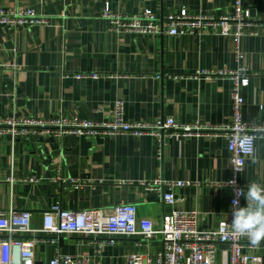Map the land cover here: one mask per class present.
I'll return each instance as SVG.
<instances>
[{"label": "crops", "instance_id": "obj_1", "mask_svg": "<svg viewBox=\"0 0 264 264\" xmlns=\"http://www.w3.org/2000/svg\"><path fill=\"white\" fill-rule=\"evenodd\" d=\"M244 5L254 18L247 31L255 34L241 39L244 55L238 62L232 36L117 33L102 17L106 6L129 16L146 9L160 17L182 9L228 15L234 0H0V9H31L48 19L32 26L0 23V115L103 121L113 117L114 102L123 99L129 121L172 117L221 126L233 119L232 80L199 73L243 67L250 75L242 88L244 117L264 120V0H244ZM82 73L99 77H76ZM229 160L222 137L66 134L13 142L0 135V211H30L39 228L56 204L108 212L133 204L158 228L165 215L179 209L196 210L199 229L210 230L230 215L232 192L224 187L232 177ZM157 177L192 184L175 189L173 206L161 192L141 184ZM238 179L264 185V135ZM44 239L35 247L33 264H49L59 253L88 257L89 264H127L137 252L156 263L163 248L160 237L119 236L113 243L78 235ZM256 252L264 264V241ZM228 259L229 247L218 245V260Z\"/></svg>", "mask_w": 264, "mask_h": 264}, {"label": "built area", "instance_id": "obj_2", "mask_svg": "<svg viewBox=\"0 0 264 264\" xmlns=\"http://www.w3.org/2000/svg\"><path fill=\"white\" fill-rule=\"evenodd\" d=\"M102 17L110 22V30L127 34L155 35H194L210 33L234 38V57L240 62L243 58L241 39L253 23V16L245 7L244 0H234V10L228 15L202 14L193 15L182 9L160 17L150 9L136 16L113 12L109 6L103 10ZM0 23L5 26L19 27L46 24L48 19L31 9H0ZM206 76L230 77L232 87L233 119L221 126L194 123H179L172 117L160 118L154 122L129 121L125 116L126 106L123 99H117L113 106V117L108 120L79 119L70 115L49 117L22 116L13 113L0 115V135H8L15 142L21 137L53 136L60 138L66 134L81 137L99 135L132 136L150 135L155 138L169 137H222L225 139L230 159L234 157L242 164V169L255 152L256 140L264 135V120L246 119L243 114L244 97L242 88L249 84V73L243 67L236 70L219 69L201 71ZM77 78H98L99 73L77 74ZM239 136V144L233 139ZM251 149V151H248ZM232 177L237 188L247 184L239 181L238 173L231 165ZM75 182V181H73ZM148 190L162 193L166 203L176 204L175 189L192 183L183 180H154L141 182ZM262 185V184H261ZM264 186V185H262ZM231 188V187H230ZM230 207L234 198L231 188ZM243 197L240 198L242 204ZM232 215L216 228L206 230L198 227V212L174 209L163 217L162 227L158 228L150 219L141 218L138 208L133 204H123L111 211L104 209L68 210L56 204L43 216L42 226L37 228L32 222L30 211H0V264H33L37 243L49 237L78 235L103 239L113 243L116 237H140L147 241L160 237L163 248L154 263L143 253H134L127 264H263L261 255L256 252L258 245H252L247 237L233 236L228 231L226 222L231 223ZM229 247V259L218 260V245ZM101 249L98 248L100 254ZM49 264H89L88 257H75L70 254H57ZM99 264V263H97Z\"/></svg>", "mask_w": 264, "mask_h": 264}, {"label": "clouds", "instance_id": "obj_3", "mask_svg": "<svg viewBox=\"0 0 264 264\" xmlns=\"http://www.w3.org/2000/svg\"><path fill=\"white\" fill-rule=\"evenodd\" d=\"M239 136L233 139V143L239 144ZM251 151V149H248ZM234 171L241 172L242 164L238 159L232 157L229 160ZM224 187H231L234 190V198L231 203V223L226 222L227 234L233 236H244L252 245H259L264 241V186L257 182H249L245 188H237L236 181L224 182ZM223 188V187H220ZM246 201L241 206L240 198Z\"/></svg>", "mask_w": 264, "mask_h": 264}]
</instances>
